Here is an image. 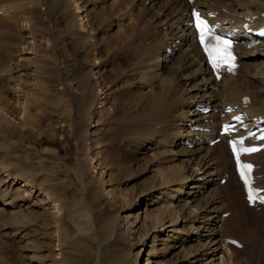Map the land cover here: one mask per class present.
I'll return each instance as SVG.
<instances>
[{"label":"bare ground","instance_id":"6f19581e","mask_svg":"<svg viewBox=\"0 0 264 264\" xmlns=\"http://www.w3.org/2000/svg\"><path fill=\"white\" fill-rule=\"evenodd\" d=\"M107 1L0 0L2 19L7 17L20 22L21 28L27 30L25 32L29 39H26V44L22 45V50L16 56L0 68V78L5 86V89L0 90V95L5 97L0 101V136L9 129L17 131L24 141V135L32 124L28 106L24 104L28 100V98L25 100L29 91L26 88L38 85L37 71L42 63L38 61L37 51L40 44L35 35L37 31L35 28L39 29V25L36 23L34 25L36 15L34 17L28 15L35 12L28 10L37 8L47 10L45 7L47 3L51 11L61 10L70 16L73 20L70 27L75 31V38L79 35L77 44L80 43L82 49L87 52L94 47L106 50L105 59L100 58L99 61L96 59L87 65L85 77L81 75L77 86L83 89L75 93V96L79 95L77 99L83 101V106L80 104V114L87 115L91 120L78 129L77 135L81 139L83 149L98 150L100 141L98 142L99 137L96 134L105 128L110 135L127 136L130 141L136 143L137 155L132 156L134 157L132 161L135 160L134 165L140 164L146 171L157 172L137 197H133L128 191L116 193L115 190L112 192L108 190L105 194H108L111 207L122 210L136 199H140L141 204L145 202L148 205L158 193L165 194L171 200L170 203L155 209L146 207L143 212L138 211L136 214L112 215L107 226L117 239L130 241L131 238L139 237L134 242L137 245L139 242H142L143 246H150L152 243L154 247L156 243L151 240L162 242L161 251L170 252V255L161 264H233L237 259L236 251L240 249L228 244L226 240L238 239L232 232L241 228L240 220L245 210L244 206L250 212L252 208L246 205L242 186L240 185V189L233 184L236 181L233 178V163L226 138L223 137L214 145H210L209 142L218 136L221 121L236 112L244 113L248 125H253L256 119L264 117V39L250 40L242 28L247 18L254 15H257V18L250 21L251 25L256 27L262 23L264 0H195L192 4L186 0H150L149 9H155L156 4L161 5V8L158 7L156 10L155 23L152 20L154 17L150 16L147 23H152L144 32L147 36L153 33L157 35L158 30L159 35L154 39H157L159 45H150V39L144 43L143 50H139L141 54L136 51L138 48L133 49L135 44L129 45L137 30L140 16L135 15V18L130 20L129 13L133 7L145 11L146 0H130V4L128 0H112L106 4ZM192 5L198 6L204 13H215L212 21H218L222 29L227 31L236 29L234 34L240 40L236 47L239 58L236 73L225 72L219 80L212 74L194 39V30L189 23ZM103 9L105 11L101 12ZM41 13L40 16L43 14ZM117 22L119 24L116 30L108 34L107 31ZM95 25L98 30L93 31ZM145 25V21H142L140 29ZM122 33H126L127 37L120 41L119 46L123 44V53L129 55L127 52H131V57L128 59L130 63L128 70L126 68L117 72L119 67L116 69L113 65L114 55L111 54L119 46L110 48L106 43L109 37L118 39ZM95 34L97 37L94 38ZM136 53L140 55L139 59L134 61ZM247 60L249 68L244 73L242 66ZM165 67L169 74L164 75ZM106 72H111L110 76L113 75L110 82L106 81L109 74ZM128 76L135 77L131 78L133 81L126 83L124 78ZM153 80H156L157 84L153 83ZM150 83L154 85L151 86ZM149 85L151 88L147 90L146 87ZM74 89L77 90L76 86ZM135 89L137 90L134 91ZM91 92L92 95L95 94L91 98H86ZM117 95H121L120 98L112 100ZM246 96L249 97L247 103L243 101ZM21 97L25 101H20ZM201 106H210L212 109L204 113ZM227 107L231 108V111L223 113ZM104 117L106 122L104 127H101ZM157 125H160L161 129H158ZM196 126L199 129L193 128ZM1 143L2 139L0 230H9L13 240L19 239L21 251H33L32 263L34 261L39 264H80V260L83 262V256L76 253L75 236L67 226V220L75 218L76 213L70 212L68 206L65 207L60 202L59 194L57 196L54 192L58 181L54 182L56 179H52L50 172L46 170V163L39 158L41 156H32L28 149L19 145L13 147L20 148L5 154L2 152L4 146ZM189 143L192 147L187 145ZM161 147L165 151L154 155L148 153ZM96 157L86 156V159H92L93 163ZM249 158L257 164L256 174L261 175L257 178V184L264 188V149L250 155ZM132 161L128 163L131 164ZM169 162L171 163L166 167H157L158 163ZM97 164L93 165L94 170ZM100 169V172L97 171L99 177L106 171L107 174L111 173V169L106 167ZM225 174L227 179L224 184H220V179L226 177ZM116 175L117 173H111L110 180ZM98 182L100 179L97 184H103ZM174 185H179V188L171 189ZM102 187L104 191L107 188ZM89 196L92 197L91 191ZM162 201L166 200L159 202ZM194 201L196 203H193ZM228 201L233 206L232 212L226 209ZM225 212L229 214L224 216ZM257 213L254 214L263 218L261 215L264 210ZM91 214V211L87 214L89 220ZM80 215L78 211V218ZM96 228L99 230V226L94 225V229ZM164 231H169L168 235L161 237L160 233ZM238 240L242 243L241 249L248 248L244 245L245 242ZM142 249L132 252L133 259L130 264H138ZM151 258L145 264L152 263Z\"/></svg>","mask_w":264,"mask_h":264},{"label":"rangeland","instance_id":"374dc122","mask_svg":"<svg viewBox=\"0 0 264 264\" xmlns=\"http://www.w3.org/2000/svg\"><path fill=\"white\" fill-rule=\"evenodd\" d=\"M111 1L112 0H108L105 3L109 4ZM146 1L147 4L145 11H141L138 8L133 7L134 10L132 9V11L129 13L130 20L135 18V15L140 16L138 18L139 25L137 23V30L134 32L132 37L133 40L131 39L129 43V45L135 44L133 49L135 47L138 48L136 51L140 54L143 50V47L145 46L144 43L150 39V45L159 43L157 39H154L159 35L158 30L157 35L153 33L149 36H147V33L144 32V30H147L148 26L152 23H147L152 16L154 17L152 20H154L155 23L156 10L158 7L161 8V5L156 4L155 9H149L148 6L150 5V0ZM129 2L130 0H128V4H130ZM45 7L47 10L44 11H42L41 8H37L36 10H28L30 12H35L29 13L28 15L29 17L31 15L32 17L36 15V17H34L35 19L33 20L34 25L35 23L36 25H39V29L37 27V29L35 28V30H37L35 31V35H37L38 39H36L40 44V47L37 51V57L38 61H41L42 63L38 67L37 71L38 80H36L38 85L34 88H32L33 86H29L26 88L29 90L28 94L25 92V100L27 98L28 100H26L27 103L25 102L24 104L28 106L32 124L29 126L27 132L24 135V141L22 139L23 137L18 135L17 131L9 129L5 130V134L2 135L3 137L0 136V141L2 139L1 144L4 146V148H6H3L2 152L9 154L21 146L22 148H26V150L28 149V152H31L30 154L32 156H41L39 158H41V160L46 163V170H48L50 173L48 171L47 172L50 174L52 179H56L54 182L58 181L57 189L54 192H56L57 196L59 194L58 197L61 199L60 202L65 207L68 206L67 208L70 212L74 211L76 213L75 218L71 217L67 220V226L68 230L71 231L75 236V248L77 250L76 253H78V256H83V262L80 260V264H130V261L133 259L132 252L135 253L140 248L143 249L141 250V254L138 257V264H145L146 262L150 261L149 258L151 257L152 263L149 264H161V262L166 261L170 255V252L164 253L161 251L163 246L162 242L151 240L153 243H156L154 247H152L150 240V246H143L141 244L142 242H139V245H137V243L134 244V242L139 239V237L131 238L130 241L129 239H117V237L112 233L111 229L107 226V223L109 222L110 217L112 215H116L117 213H119L120 216H123L128 214H136L138 211L143 212L146 207L148 209H155L161 205L170 203V198L165 194L161 195V193H158L159 197H157L159 199L154 196L153 198L155 199L150 200L148 205L145 202L141 204L140 199H136L132 202V204L124 207L125 209L123 208L122 210H119L118 208L111 207V204L107 198L108 194H105L108 190H111V192L115 190L116 193L128 191L133 197H137L142 189L152 181L153 176H155L157 172L151 170L146 171V169L143 168V165L140 164L134 165L135 160L132 161V159H134L132 156L137 155V152H135L136 143L130 141L127 136H121L119 134L110 135L107 133L105 128H102L99 133L97 132L96 134L99 137L98 142L100 141V148L98 150L92 148V151H85L80 142L81 139L77 135L78 129L82 128L89 121H91L87 115L85 116V114H80V104H82L83 101L78 100V94L75 96V93H78L79 91L81 92L83 89V87H77L80 83V77L81 75L83 78L85 77L84 71L89 63L95 61L96 59L97 61H99L100 58L105 59L106 50H101V48L95 49L94 47L95 50L92 49L90 52H87L82 49L81 45H79L80 43L77 44L79 35L75 38V31L72 30V27H70L73 21L70 16L64 14V12H61V10L51 11L52 9L50 10L48 8L47 3H45ZM104 9L101 12L105 11ZM111 9L112 7L110 10ZM40 10L43 14L39 12ZM107 11H109V5L107 6ZM140 11L143 14H141ZM40 13L42 14L41 16L39 15ZM0 17V68H2L7 64L9 59L14 58L16 54L22 50V45H25L26 39H29L27 38V33L25 32L27 30H23L21 28L19 25L20 22L18 23V21L13 18L7 19V17H4L6 19H2L3 17L1 14ZM32 17L31 19H33ZM36 19L41 23L43 22L42 25H40L41 23H38L39 21L37 22ZM142 21H145L146 25L143 27V29H140ZM17 23L18 25L16 26ZM118 24L119 23L117 22L116 25H113L110 30L107 31L108 34H112L116 30V27H118ZM97 25H99V23H97ZM97 25L93 27V31L98 30ZM71 31H73V33ZM125 35L126 33H122L118 39L109 37L110 39L106 43V46H110V48L119 46V44L126 39L127 35ZM95 37H97V34L94 35V38ZM122 46L123 44L117 47V50L115 49L113 54L110 53L111 55H114L113 65L116 69L119 67L117 72H121L126 68L128 70L130 64L128 59L131 57V52H127L129 55L123 53ZM104 47L105 46H103V48ZM119 49L121 50L119 51ZM138 53H136L135 58L133 57L134 61L139 59L138 56L140 54ZM248 68L249 60L243 64L242 71L245 73ZM155 72L158 71L155 70ZM163 72H165L164 75L170 73L166 67L164 68ZM106 73H109L106 76V81L110 82V80L113 79V75L110 76L111 72ZM133 77L135 76H128L124 79H126L125 81L128 83L133 81ZM124 79H122V81ZM126 83H124L125 87ZM153 83H156V80H153ZM153 83H150L151 86L154 85ZM75 86L77 90L74 89ZM125 87H123V90ZM150 88V85L146 87L147 90ZM3 89H5L4 81L0 78V90ZM136 90L137 89L134 91ZM93 95L91 92L86 98H91ZM119 96L121 95H117L112 100H118L120 98ZM3 97L4 96L1 94L0 101L5 99V97ZM25 100H23V97L20 98V101ZM81 106H83V104ZM94 121L95 119H93V124L95 123ZM104 122H106L105 117L101 121V127H104ZM157 128L161 129L160 125H157ZM5 143H7V145ZM16 145L19 146H17V148L13 147ZM188 146L190 147V145ZM160 151H165V149L161 147V149L150 150L148 153L150 155H154V153H159ZM86 156L97 157L92 163V159L88 160L86 159ZM129 161H132L131 164L128 163ZM170 163L171 162L167 164L158 163L157 167L163 168L164 166H168ZM96 164L98 166L94 170L93 165ZM102 167L111 169V173H117L116 177L110 180L111 173L107 174V171L102 175V177H99V175H97V171L100 172V168ZM154 170L157 169L154 168ZM81 178L84 184L81 181ZM99 179L103 184H97ZM102 186L105 188L107 187L105 191L102 190ZM173 187L179 188V185H174L171 187V189H174ZM90 191L92 192V197L89 196ZM160 200L166 201L159 202ZM195 201L197 202V200ZM195 201L193 203H196ZM227 203L226 209H230V212H232L233 206L230 205L229 201ZM244 208V212L247 211L245 212L246 214H241L242 210H240L239 213L242 216V219L240 220L241 228L239 230L233 231L232 235L245 242L244 245H246L248 248H238L240 250L236 251L237 259L233 261L235 262L233 264H264V222L261 221V219L263 220L264 218V213L261 215L263 218H259L256 214H253L252 211L250 212L246 210V206H244ZM76 209L81 214L80 218L77 216L78 211ZM88 210L92 212V217L90 215L91 220L87 218V214H89ZM78 219L80 220L77 221ZM81 222L83 223L81 224ZM94 225L96 227L99 226V230L97 228L94 229ZM141 232L143 233V231ZM168 232H161L160 236L166 237ZM0 235V264H39L38 262H31V255H33V251H21L19 248L20 240H13L9 230H0ZM260 237L263 239V242ZM252 247L256 248L252 249Z\"/></svg>","mask_w":264,"mask_h":264},{"label":"snow or ice","instance_id":"6c2138e0","mask_svg":"<svg viewBox=\"0 0 264 264\" xmlns=\"http://www.w3.org/2000/svg\"><path fill=\"white\" fill-rule=\"evenodd\" d=\"M197 23L196 27L200 33V43L205 47V51L207 52L209 59L211 62H213V65L216 66V62L218 60H229L231 59L230 52L228 49L230 48V45H228L227 41L222 40L219 36H216L211 28L207 25V23L200 19L199 15L196 17ZM225 131H228V128L226 126ZM233 145V152L237 154V159H239V152H251L255 151L256 149H248L244 148L243 141H232ZM237 145H239V151L237 149ZM251 165H247L246 168L248 170L251 169ZM242 179L245 180V183L248 184L249 181L247 179V176L245 172H241ZM254 198L253 192H249V200H252ZM262 202H264V198H262Z\"/></svg>","mask_w":264,"mask_h":264}]
</instances>
